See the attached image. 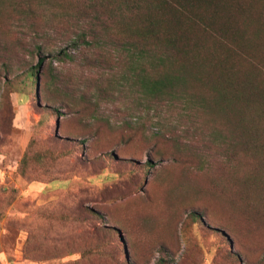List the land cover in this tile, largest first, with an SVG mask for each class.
Instances as JSON below:
<instances>
[{
    "label": "rangeland",
    "instance_id": "obj_1",
    "mask_svg": "<svg viewBox=\"0 0 264 264\" xmlns=\"http://www.w3.org/2000/svg\"><path fill=\"white\" fill-rule=\"evenodd\" d=\"M4 1L0 264H264V233L231 243L221 232L228 207L204 192L221 160L203 173L155 138L181 132V110L130 85V55L99 25L92 0ZM40 56L37 81L23 80ZM31 141L57 158L31 161L22 175ZM196 208L202 219L190 217Z\"/></svg>",
    "mask_w": 264,
    "mask_h": 264
},
{
    "label": "trees",
    "instance_id": "obj_2",
    "mask_svg": "<svg viewBox=\"0 0 264 264\" xmlns=\"http://www.w3.org/2000/svg\"><path fill=\"white\" fill-rule=\"evenodd\" d=\"M91 2L90 9L102 13L99 25L130 55V85L181 110V132L171 126L155 138L168 143L176 161L203 173L213 159L221 160L219 177L212 175L204 190L228 207L230 219L221 232L231 243L264 233V0ZM45 59L40 56L22 79L37 81ZM32 147L33 141L19 164L22 175L30 173L31 161L57 158ZM40 212L43 218L52 215ZM190 215L197 220L205 213L196 208ZM34 237L32 231L26 241L28 256Z\"/></svg>",
    "mask_w": 264,
    "mask_h": 264
}]
</instances>
